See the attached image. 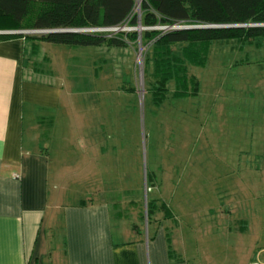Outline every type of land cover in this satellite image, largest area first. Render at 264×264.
<instances>
[{"label": "rangeland", "instance_id": "1", "mask_svg": "<svg viewBox=\"0 0 264 264\" xmlns=\"http://www.w3.org/2000/svg\"><path fill=\"white\" fill-rule=\"evenodd\" d=\"M139 2L137 10L135 8L137 14ZM140 44H131L125 50L72 49L56 44H44L40 49L43 68L56 74V82L64 90L65 106L58 111L62 122L60 128L67 131L68 123L75 118L90 123L88 131L79 126L78 132L84 135L85 132L94 134L104 125L105 132L112 136L117 131L122 132V144L127 154L138 140V150L143 155V177L140 161L135 169L134 158L133 167L129 155L124 166L129 171L122 173L125 179H119L118 173H110L113 166L109 164L108 154V158L102 157L100 144L104 146L105 143L93 141L97 144L88 146L84 141L92 158L106 159L108 164L103 162L93 166L96 172L90 173L88 181L65 178L64 200L77 202L78 196L98 199L103 194L117 193V186L122 190L125 183L133 188L135 197L143 199L144 207L147 197L153 199L155 194L163 197L167 193L174 212L181 219L185 210L201 223L199 219L205 209L208 214L210 209L215 211L214 214L223 209L224 228L209 227L207 236L191 237L188 252L195 256L201 250L202 255L207 247L209 256L205 253V264H240V254L235 252V237L229 236L227 230L237 226L239 214L235 202L239 201L240 211L249 206L247 211L253 212L252 217L256 214L258 221L264 222V63H256V58L260 57H255L252 49L250 64H243L245 54L242 51L232 53L228 48H215L207 68L191 67V73L201 83L200 94L189 99L169 100L158 108L150 101L145 106L146 93L140 84L143 56H139L144 48ZM260 55L264 58V46ZM126 89H135V92ZM71 99L75 107L69 108ZM219 128L226 132L219 134ZM225 139L228 141L222 146ZM107 141L104 147L111 150L116 140L110 138ZM238 142L248 145L250 151L241 156L232 155L236 154ZM76 143L78 148L83 145L82 141ZM80 150L77 149L78 158H82ZM63 152L64 148L60 151L64 163H68L70 157L75 159L74 154L64 156ZM253 166L255 173L250 179V187H234L240 178L247 180V172L252 174ZM226 168L227 175H224ZM152 172L162 179L156 177L149 182L148 190L147 173L151 178ZM113 196L118 200L125 199L119 193L109 198ZM176 231L184 233L181 221ZM177 239L179 245L186 248L185 236L178 235L172 239L175 250Z\"/></svg>", "mask_w": 264, "mask_h": 264}, {"label": "crops", "instance_id": "2", "mask_svg": "<svg viewBox=\"0 0 264 264\" xmlns=\"http://www.w3.org/2000/svg\"><path fill=\"white\" fill-rule=\"evenodd\" d=\"M43 45L40 43L38 47L41 49ZM26 46L23 39L0 42V264H205L208 248L205 247L202 255L201 250L196 251V257L189 255L190 238L207 236V231L214 227L224 228L223 209L216 214L211 209L208 214L205 209L199 219L201 223L185 210L181 219L166 193L165 198L160 197V203L173 210V217L157 215L149 223L134 210L138 206L132 204L142 198L135 197L133 188L125 183L122 190L118 185L120 191L110 194L119 193L125 198L122 200L109 198L108 194L98 199L78 196L73 203L64 200L65 178L88 181L90 173L96 172L93 166L108 164L106 159L92 158L88 146L108 144L110 138L116 140L111 150L105 144L100 146L102 157L108 154L109 164L113 166L110 173H118L119 179H125L122 173L129 171L124 167L129 155L133 167L135 161V169L140 161L143 177V155L138 150V140L127 154L122 132L112 136L105 132L104 125L98 132L84 135L78 132L79 126L88 131L90 123L75 118L68 123L67 131L61 129L58 111L65 106L63 87L56 82V74L43 68V56L31 49L27 52ZM68 106L75 107L72 99ZM219 129V134L226 132ZM78 141L83 142L82 147H77ZM84 141L88 146L85 147ZM63 148L64 156L74 154L75 159L70 157L64 163L60 153ZM77 149H81L82 158H78ZM246 151L250 147L238 142L236 154L232 155H244ZM254 170L253 166L252 174L247 172V180L240 178L233 186L249 188ZM223 171L227 175V168ZM156 174L154 179L160 177ZM246 203L249 205L250 201ZM235 205L239 214L237 226L227 230L229 236L235 237L240 264H264V222H259L256 214L252 217L253 212L247 211L249 206L240 211L239 201ZM180 221L184 233L176 231ZM178 235L185 236L186 248L177 239L175 250L172 239Z\"/></svg>", "mask_w": 264, "mask_h": 264}, {"label": "trees", "instance_id": "3", "mask_svg": "<svg viewBox=\"0 0 264 264\" xmlns=\"http://www.w3.org/2000/svg\"><path fill=\"white\" fill-rule=\"evenodd\" d=\"M136 5L137 0H0V30L63 31L112 28L126 23L129 27L215 28L95 35L0 34V42L23 39L27 43V52L31 49L36 53H40V43L72 49L105 47L110 50H125L131 44L141 43L144 48L145 106L150 101L158 108L169 100L189 99L200 94L201 83L191 73V67L207 68L215 48H228L232 53L242 51L245 54L243 64H250L252 49L255 57H260L256 58V63H264L260 55L264 46V0H142L139 7L141 15L135 12ZM126 90L135 92V89ZM155 173L152 172L151 178L147 173L148 190L149 182L155 180ZM160 201V197L157 200L147 197L146 207L143 199L132 204L138 206L134 210L140 212L142 219L146 218L150 223L157 215L173 217L167 204Z\"/></svg>", "mask_w": 264, "mask_h": 264}, {"label": "built area", "instance_id": "4", "mask_svg": "<svg viewBox=\"0 0 264 264\" xmlns=\"http://www.w3.org/2000/svg\"><path fill=\"white\" fill-rule=\"evenodd\" d=\"M138 15H140V12L138 13ZM169 28H170V30H173V29H171V27L147 28V27H142L141 25H138L137 27H129L128 23H126V24H124L121 27L119 26V27H112V28H84V29H75V30H71V31H73L72 33L94 34L95 35V34H110V33L127 32V31L128 32L137 31L139 33H141L142 31H147V30L168 31L167 29H169ZM48 32L49 31L32 30V31H20V32H17V33L18 34L19 33L20 34H25V35H45V34H48Z\"/></svg>", "mask_w": 264, "mask_h": 264}, {"label": "water", "instance_id": "5", "mask_svg": "<svg viewBox=\"0 0 264 264\" xmlns=\"http://www.w3.org/2000/svg\"><path fill=\"white\" fill-rule=\"evenodd\" d=\"M138 1V0H137ZM141 2H142V0H140ZM141 2H139V6H140V4H141ZM236 27H242V26H236ZM201 28H215V26H211V27H207V26H192V27H171V29H178V30H192V29H201ZM73 31H71V30H63V31H49L48 32V34H56V33H72ZM15 33H17V31L16 32H0V34H15ZM141 45V44H140ZM139 56L141 57V56H143V54H142V51H140L139 52ZM141 68H142V66H141ZM143 69V68H142ZM140 84L143 86L144 85V72H143V70L141 71V73H140Z\"/></svg>", "mask_w": 264, "mask_h": 264}]
</instances>
